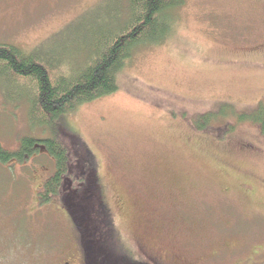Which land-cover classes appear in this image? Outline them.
<instances>
[{"label": "rangeland", "instance_id": "1", "mask_svg": "<svg viewBox=\"0 0 264 264\" xmlns=\"http://www.w3.org/2000/svg\"><path fill=\"white\" fill-rule=\"evenodd\" d=\"M126 1L0 0V44L72 70L92 37L124 20ZM165 24L157 44L133 50L116 93L59 126L88 151L133 263L264 264V136L234 118L264 103V0H183ZM2 84L1 146L47 137ZM211 112L216 121L197 129ZM52 170L43 152L0 164V264H60L78 246L65 195L38 204Z\"/></svg>", "mask_w": 264, "mask_h": 264}, {"label": "trees", "instance_id": "2", "mask_svg": "<svg viewBox=\"0 0 264 264\" xmlns=\"http://www.w3.org/2000/svg\"><path fill=\"white\" fill-rule=\"evenodd\" d=\"M127 14L116 28L105 29L84 46L81 65L69 70L64 64L49 61L37 51L26 53L0 44V82L5 89L20 92L28 106V117L39 129L48 131L44 139L22 137L16 150L0 144V164H23L36 154L47 155L53 163L52 175L37 192L38 204L47 205L57 195L64 200L81 248L86 249L87 264H137L114 241V229L105 203L98 191L95 169L88 151L64 132L59 122L88 102L107 97L118 90L117 75L140 44L156 43L167 33L166 20L183 0H127ZM225 105L220 108L222 116ZM230 109V108H229ZM235 109V108H234ZM232 113V111H231ZM217 112L202 115L196 121H216ZM238 123L256 125L264 136V103L250 112L234 114ZM69 209L70 211H68ZM124 258V259H123ZM124 262V263H123ZM141 264V263H138Z\"/></svg>", "mask_w": 264, "mask_h": 264}, {"label": "flooded vegetation", "instance_id": "3", "mask_svg": "<svg viewBox=\"0 0 264 264\" xmlns=\"http://www.w3.org/2000/svg\"><path fill=\"white\" fill-rule=\"evenodd\" d=\"M78 246H77L78 248L77 247H72V249L70 248L71 251L69 252V254L68 253L67 254H64V253L61 254L60 257H59L60 264H87L86 263V259H84V256H86V254H85L86 249L85 248H81V246L79 244V240H78ZM75 248H77V249H75ZM129 257H130V261L133 263V261H132L133 257L130 256V255H129ZM162 257H163L162 255H159L158 257L152 256V257H150L152 261H149V263L150 262L151 263H157V262H159L160 260L163 259ZM124 258H125V260H124V262H125L126 258H128V257L126 256ZM143 261H146V260L142 259L141 262H143Z\"/></svg>", "mask_w": 264, "mask_h": 264}]
</instances>
